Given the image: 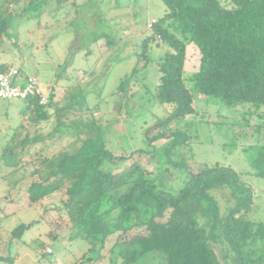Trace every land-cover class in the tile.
<instances>
[{
	"label": "trees",
	"instance_id": "16d2710c",
	"mask_svg": "<svg viewBox=\"0 0 264 264\" xmlns=\"http://www.w3.org/2000/svg\"><path fill=\"white\" fill-rule=\"evenodd\" d=\"M162 1L165 17L153 24L154 33L144 39L135 68L118 88L119 93L132 92L137 74L151 62L152 42L166 47L159 58L155 94L166 115L146 130L147 148L114 153L99 127L72 112L63 99L55 100L54 93L47 105L34 98L25 101L23 114L30 116L15 128V145L5 148V155L11 156L9 166L18 177L0 197V228L25 205L40 209L42 216L0 237L2 254L24 242L26 232L52 213L59 218L58 234L77 235L91 246L73 264H103L111 255L109 264H264V222L249 217L254 208L253 189L230 167L215 164L191 170L193 136L184 124L196 114L194 90L228 106L248 105L242 108L241 118L230 124L236 139L264 132V0ZM4 2L8 7L0 10L2 38L10 19L33 0ZM190 45L199 63L198 71L189 77L191 89L184 76ZM142 60L145 63L140 66ZM11 68L0 64V72ZM44 122L53 124L46 134L38 130ZM65 137L68 144L57 152L37 148L39 143ZM252 148L254 174L264 178V144ZM163 163L165 172L185 176L179 190H166L157 183L152 168ZM119 164L123 167L113 171ZM122 187L127 188L113 207L105 208L109 195ZM215 190L228 194L224 210L213 195ZM114 210L119 211L114 219L120 233L105 254L113 231L104 215ZM58 234L50 233V237L58 240ZM45 247L40 244L42 250ZM0 260L14 263L15 257L4 254Z\"/></svg>",
	"mask_w": 264,
	"mask_h": 264
},
{
	"label": "rangeland",
	"instance_id": "374dc122",
	"mask_svg": "<svg viewBox=\"0 0 264 264\" xmlns=\"http://www.w3.org/2000/svg\"><path fill=\"white\" fill-rule=\"evenodd\" d=\"M6 7L8 4L0 0V10ZM21 11L19 8L8 22L5 36L0 37V64L37 77L47 95L54 93L55 100L63 99L72 112L95 123L114 153L129 154L135 149L147 148L146 130L166 115L164 106L155 101L160 81L159 58L166 47L152 42L149 46L151 62L137 74L132 92L119 93L118 88L135 68L144 39L154 33L149 24L165 17L167 9L163 1L33 0ZM187 51L184 76L191 89L189 77L198 71L199 63L193 45ZM144 63L142 60L140 66ZM191 91L196 114L184 121L193 136L194 157L189 162L190 169L198 171L205 165L219 164L242 174V180L254 192V208L249 217L264 222V178L256 176L251 166L252 146L264 144V132L246 140L236 139L230 124L241 118L242 108L248 105L228 106L220 99ZM25 106V101L0 98V197L18 177L9 166L11 156L5 155V148L8 144L15 145L12 142L15 128L30 116L27 111L23 114ZM95 113L98 115L94 116ZM38 128L46 134L53 124L44 122ZM68 141L66 137L60 141L55 139L39 143L37 148L44 146L53 153L65 147ZM160 147L158 143L159 151ZM122 167V164L116 165L113 171ZM166 167L163 163L152 168L157 183L166 190H179L185 176L172 170L165 172ZM126 188L111 193L105 208H112L114 200ZM213 195L224 210L227 192L215 190ZM118 214L119 211L114 210L104 215L107 226L113 231L105 243V254L120 233L116 230L118 220L114 219ZM41 216L38 208L21 207L4 221L0 237ZM57 217L52 213L44 215L39 224L26 232L24 242L13 244L4 252L15 257L14 263L0 260V264H73L77 261L91 246L77 235L58 234ZM50 233L58 234L59 239L52 240ZM42 243L46 245L44 250L40 248ZM1 251L0 255H4ZM112 258L114 255L103 264H109Z\"/></svg>",
	"mask_w": 264,
	"mask_h": 264
},
{
	"label": "built area",
	"instance_id": "2783aa9c",
	"mask_svg": "<svg viewBox=\"0 0 264 264\" xmlns=\"http://www.w3.org/2000/svg\"><path fill=\"white\" fill-rule=\"evenodd\" d=\"M155 23L156 20H153L149 28H152ZM0 98L21 101L34 98L40 105H47L49 102V95L46 94L40 80L35 76L23 75L16 68L0 72Z\"/></svg>",
	"mask_w": 264,
	"mask_h": 264
}]
</instances>
